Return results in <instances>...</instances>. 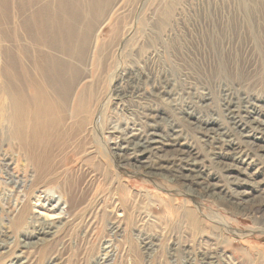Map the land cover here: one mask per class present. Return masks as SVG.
Returning <instances> with one entry per match:
<instances>
[{
	"label": "rangeland",
	"instance_id": "374dc122",
	"mask_svg": "<svg viewBox=\"0 0 264 264\" xmlns=\"http://www.w3.org/2000/svg\"><path fill=\"white\" fill-rule=\"evenodd\" d=\"M11 3L8 10L0 8V28L9 27L8 19L25 36L21 1ZM125 29L126 39L133 33L135 38L125 48L117 74L130 95L123 104L116 96L121 91H115L104 127L116 120L127 129L137 128V142L148 146L150 154L130 150L135 154L120 170L115 146L107 143L108 152L106 143L92 140L96 152L104 149L108 157L94 156L93 163H102V171L106 166L119 169L127 179L120 185L115 176L89 170L75 136L70 148L57 153L52 163L56 178L50 184L72 177L85 198L79 213L87 210L91 215L69 223L54 218L56 224L49 225L46 235L38 234L41 225L30 216L39 215L37 208L49 210L33 206L37 198L27 187L31 170L1 123L8 100L0 79V264L26 259L27 264H264V226L247 211H232L205 192L214 184L225 188L226 198L248 206L264 203V0H123L98 32L114 56ZM13 38L23 44L18 36ZM6 45L0 38V74ZM153 139L163 148H151ZM230 142L248 148L249 156L231 154L226 150ZM176 168L180 175L174 176L169 171ZM26 199L31 204L28 217L16 227L13 220ZM217 215L229 223L230 231L214 222ZM113 223L126 231L110 229ZM146 239L150 248L144 250L139 240ZM44 240L51 245L47 250L34 247ZM106 245L111 247L104 250ZM106 251L109 260H102Z\"/></svg>",
	"mask_w": 264,
	"mask_h": 264
},
{
	"label": "bare ground",
	"instance_id": "6f19581e",
	"mask_svg": "<svg viewBox=\"0 0 264 264\" xmlns=\"http://www.w3.org/2000/svg\"><path fill=\"white\" fill-rule=\"evenodd\" d=\"M11 1L0 0V8L8 10L9 5H12ZM20 1L21 4L18 10L23 15L22 26H20L26 29H24L25 36L19 34V29L16 25L11 26L12 23L10 25L8 19L6 21L9 23V27L6 25V29L0 28V38L8 43V46L6 45L4 48L6 65L0 74L2 86L7 93L8 114L2 122L0 119V122L3 124V129H7L8 136L12 141L10 144L24 156L26 166L31 170V173L28 174L27 187L30 186L33 189L31 196L37 198L33 206L41 205V207L49 210L44 212L35 208L34 212L39 213V215L33 214V216H30V218H33L32 221L35 220L41 225L38 234L46 235L49 225L55 226L56 224L54 218L63 217L65 222L69 223L79 216L91 215L87 210H84L82 214L79 213L80 207L85 203V198L80 192L77 193L78 186L72 177L65 176L60 184L58 181L50 184L56 178V168H52V163L59 156H57V153L65 152L66 149L70 148L72 139L79 136L74 143L77 142L76 146L78 149L80 148L79 151H83L87 155L83 159L85 164L89 165V170H95V172L104 174L106 177L109 176L111 179L115 176L120 185H122V182L124 185V181H127L120 170L122 166L130 163L128 156L135 153L145 155L148 153V146L144 148L142 145L145 144L137 142V136L139 135L136 133L137 128L127 129L116 120L108 121V129L104 127L105 113L112 95L115 96V91H121L116 96L117 99L124 100L122 101L123 104H125L126 97L130 95H128L130 92L123 89L126 87V83H118L119 76L117 72L123 68V58L126 56L124 50L129 42L135 38V33L126 39L128 29L124 30L123 37L117 47L119 51L115 55L116 57L114 56L115 50L111 53L109 43L107 44L106 41L98 38L100 28L106 21L111 20V15L117 10V7L120 8L123 0ZM14 36H18V41L21 38L20 42L23 41V44L15 42ZM25 40H28L30 44H25ZM14 42L17 45V51L14 48L15 46L13 47ZM121 43H124L123 48H121ZM223 71H228L225 64H222ZM154 139L149 141V146L153 149L163 148L161 147L163 145H159ZM92 140L100 145L106 143L103 146L108 152L107 143L109 145L112 143L115 146L114 149L118 151L117 156L119 157L117 159L120 162L117 166L119 169L121 168L120 170L115 167L117 172H114L109 166V168L106 166V171L105 169L102 171L100 170L102 163H93L94 156H101L103 159L108 157L104 154V149L96 152ZM210 143L214 144V142ZM87 144H90V146L84 147ZM77 148L73 149L75 154L79 152H77ZM226 148L235 156H249L250 150L248 148L236 146L234 143H228ZM130 150H134L135 153H129ZM226 154L229 153L226 152ZM135 159L140 161L138 157ZM177 168L170 169L169 172L174 176L180 175ZM153 170L159 171L160 169L154 167ZM153 170L150 171L153 172ZM188 170L193 171L191 168H188ZM80 173L87 174L88 172L80 170ZM88 178L91 181L94 179L92 175H89ZM107 180L109 182L110 179L107 178ZM198 183L203 185L202 182ZM189 185L191 186V184ZM89 187L91 188L90 185ZM224 189L209 184L205 187V192L208 198L222 200L224 205L232 211H242V213L247 211V215L251 216L252 214V216H255L256 223L259 226H264V203L254 206L245 205L246 202L243 200L236 201L231 197L226 198L225 195L227 194L224 195ZM28 194L29 192L26 193V198L29 200ZM109 198L112 199V197ZM28 200L21 206L19 215L13 220L16 227H20L28 217L31 205ZM121 210L118 215L123 214ZM212 218L215 223L223 226L226 231L231 230L229 223L224 218L218 215ZM60 223V221L57 222V224ZM108 226V224L104 225V227ZM110 229L120 230V233L126 231L123 225L115 226L114 223ZM139 242L144 250L150 248L149 243L151 240H139ZM48 246H51L50 242L44 240L34 247L42 251L47 250ZM108 247L110 248L111 245H106L104 250H107ZM3 248L4 252L9 250V246ZM26 252L23 253L26 254ZM21 258L23 257L20 256ZM101 259L109 260L108 251L103 254ZM29 261V259H26L22 264H27Z\"/></svg>",
	"mask_w": 264,
	"mask_h": 264
}]
</instances>
